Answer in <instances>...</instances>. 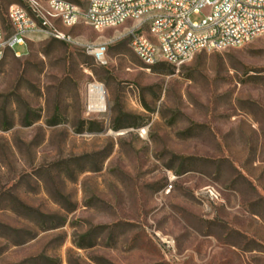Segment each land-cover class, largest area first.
Instances as JSON below:
<instances>
[{
	"label": "rangeland",
	"instance_id": "374dc122",
	"mask_svg": "<svg viewBox=\"0 0 264 264\" xmlns=\"http://www.w3.org/2000/svg\"><path fill=\"white\" fill-rule=\"evenodd\" d=\"M135 24L0 61V264H264V36L148 66Z\"/></svg>",
	"mask_w": 264,
	"mask_h": 264
},
{
	"label": "built area",
	"instance_id": "2783aa9c",
	"mask_svg": "<svg viewBox=\"0 0 264 264\" xmlns=\"http://www.w3.org/2000/svg\"><path fill=\"white\" fill-rule=\"evenodd\" d=\"M193 15H203L200 21ZM9 26L0 17V61L15 45L47 36L82 45L59 27L79 23L103 30L137 22L127 29L131 47L146 65H179L201 51L241 47L264 36V0H88L86 8L67 0H26L8 10ZM146 33H138L144 26ZM98 59L107 43L83 45Z\"/></svg>",
	"mask_w": 264,
	"mask_h": 264
},
{
	"label": "bare ground",
	"instance_id": "6f19581e",
	"mask_svg": "<svg viewBox=\"0 0 264 264\" xmlns=\"http://www.w3.org/2000/svg\"><path fill=\"white\" fill-rule=\"evenodd\" d=\"M104 58V55H100ZM106 108L105 91L101 84H91L89 87V109L94 112H104Z\"/></svg>",
	"mask_w": 264,
	"mask_h": 264
}]
</instances>
